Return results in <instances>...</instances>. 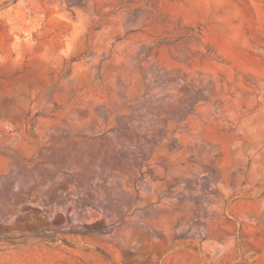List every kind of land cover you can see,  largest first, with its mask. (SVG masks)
I'll return each instance as SVG.
<instances>
[{
	"label": "rangeland",
	"instance_id": "rangeland-1",
	"mask_svg": "<svg viewBox=\"0 0 264 264\" xmlns=\"http://www.w3.org/2000/svg\"><path fill=\"white\" fill-rule=\"evenodd\" d=\"M0 264H264V0H0Z\"/></svg>",
	"mask_w": 264,
	"mask_h": 264
}]
</instances>
